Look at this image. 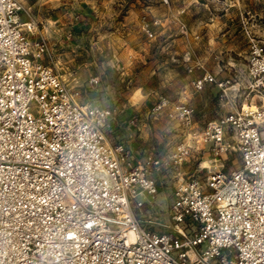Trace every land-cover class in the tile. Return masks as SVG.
Wrapping results in <instances>:
<instances>
[{"label":"built area","instance_id":"built-area-1","mask_svg":"<svg viewBox=\"0 0 264 264\" xmlns=\"http://www.w3.org/2000/svg\"><path fill=\"white\" fill-rule=\"evenodd\" d=\"M201 2L238 11L246 89L260 103H243L195 129L192 106L162 98L153 112L193 130L165 160L152 144L112 143L109 133L141 131V119L123 126L112 105L81 101L45 60L49 42L34 20H23L22 2L0 0V264H264L263 1ZM160 24L142 16L149 38ZM180 30L187 34L188 26L182 22ZM229 82L207 71L193 84L200 90L217 83L227 92ZM89 83L94 88L99 79ZM204 146L210 165L178 180L169 221L156 230L163 222L145 205L153 207L159 194L157 172L173 166L181 174L193 149ZM232 151L240 166L227 173L222 156Z\"/></svg>","mask_w":264,"mask_h":264},{"label":"rangeland","instance_id":"rangeland-1","mask_svg":"<svg viewBox=\"0 0 264 264\" xmlns=\"http://www.w3.org/2000/svg\"><path fill=\"white\" fill-rule=\"evenodd\" d=\"M20 1L27 10L23 20H34L49 42L51 54L45 60L80 92L81 101L112 105L123 126L135 115L141 119V131L127 127L109 133L112 143L123 133L125 138L147 133L146 145H154L156 154L170 160L176 144L187 142L193 130L169 118L166 111L153 112L162 98L192 106L195 129L243 103H260L259 97L246 89L247 43L237 10L228 14L212 11L201 0H169L168 4L162 0ZM144 14L161 19L153 38L142 29ZM182 22L188 26L187 34L180 30ZM207 71L217 82L229 79L227 86L232 87L224 92L217 83H206L197 90L194 79ZM96 77L99 83L93 88L89 80ZM203 148L193 149L181 174L173 166L157 172L159 194L153 207L145 205L153 219L163 222L153 227L156 230L163 231L162 224L169 221L168 209L178 180L204 173L206 168L203 172L198 168L206 166V161L210 165L212 154L207 146ZM222 161L224 171L230 173L241 160L239 153L232 151L224 154Z\"/></svg>","mask_w":264,"mask_h":264},{"label":"crops","instance_id":"crops-1","mask_svg":"<svg viewBox=\"0 0 264 264\" xmlns=\"http://www.w3.org/2000/svg\"><path fill=\"white\" fill-rule=\"evenodd\" d=\"M223 35H225V33H223L222 36H223ZM188 37H189V35H188ZM245 41H246V40H245ZM184 50H185V52L187 51V46H186V45L184 46ZM185 52H184V53H185ZM203 74H204V73H203ZM203 74H202V75H203ZM202 75H201V76H202ZM138 107H139V106H136V108H138ZM125 129H126V128H125ZM117 130H124V128H119V129H117ZM129 133H130V132H129ZM143 135H144V134H142V133H141V134L138 133V135H137V136L135 135V137H134V136H132V135L129 134V135H128L129 137H128V138H125V137H124L125 135H124V133H123V137L120 138V140L126 141L129 145H133V144L136 145V144H138V143L146 144V140L149 139V136H148V134L146 133V134L144 135V138H142ZM145 139H146V140H145ZM120 140H119V141H120ZM148 143H150V142H148Z\"/></svg>","mask_w":264,"mask_h":264},{"label":"bare ground","instance_id":"bare-ground-1","mask_svg":"<svg viewBox=\"0 0 264 264\" xmlns=\"http://www.w3.org/2000/svg\"><path fill=\"white\" fill-rule=\"evenodd\" d=\"M245 104H246V103H245ZM254 106H255V105H254ZM208 162H209V161H208ZM208 162L206 161V166H207V165H209V163H208Z\"/></svg>","mask_w":264,"mask_h":264}]
</instances>
